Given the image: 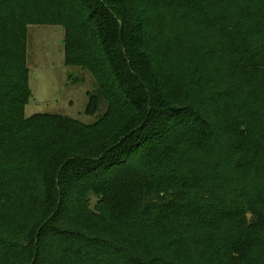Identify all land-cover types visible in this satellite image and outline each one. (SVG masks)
Segmentation results:
<instances>
[{
    "label": "trees",
    "instance_id": "1",
    "mask_svg": "<svg viewBox=\"0 0 264 264\" xmlns=\"http://www.w3.org/2000/svg\"><path fill=\"white\" fill-rule=\"evenodd\" d=\"M25 1L17 0V10L8 19L4 16L8 15L9 0H0V147L17 142V149L22 150L27 145L35 161L29 167L34 175L29 174L37 179V187L41 179L42 184L31 194L39 208L25 226L26 242L18 244L0 232V264H41V248L49 246L44 236H53L61 244L74 238L91 242L87 233L65 228L62 215L73 200L89 203V193L102 197L113 216H124L146 186L143 173L134 170L136 153L147 155L151 142L161 143L169 122L175 121L170 126L178 128L181 138L198 143L208 139L212 125L196 109L201 101L178 90L179 82L168 65L170 54L180 44L183 22L209 21L207 29L221 37L213 41L214 49L222 42L223 54L237 70L257 68L254 59L264 61V0ZM207 5L216 8L212 7V15L207 16ZM224 10L229 13L223 16ZM28 23L64 27L65 64L87 70L95 80L86 114L94 115L102 102L106 104L94 123L85 125L61 115L23 117L30 97L24 32ZM196 47L194 51L189 45L190 61L192 51L195 59L200 50ZM231 126V132L244 140L252 128L240 115L232 117ZM251 153L248 163L239 160L236 166L248 167L256 158ZM17 160L18 164L9 166L0 162V187L5 177L12 185L20 173L29 175L22 173L29 171L27 162L22 165L19 157ZM117 169L124 173L113 176L120 171ZM171 205L164 206L162 214H171ZM246 213L252 216L251 229L233 242L229 264L243 261L253 235L264 226V203L252 201L243 206L239 213L242 221ZM62 249L79 252L80 247L67 243Z\"/></svg>",
    "mask_w": 264,
    "mask_h": 264
},
{
    "label": "rangeland",
    "instance_id": "2",
    "mask_svg": "<svg viewBox=\"0 0 264 264\" xmlns=\"http://www.w3.org/2000/svg\"><path fill=\"white\" fill-rule=\"evenodd\" d=\"M16 2L9 0L5 18H12ZM212 7L206 6L207 16L214 13ZM228 13L224 10L223 16ZM196 21L180 26V44L170 54L168 65L179 82L178 90L201 101L196 109L212 125L208 139L198 143L181 138L178 128L170 126L175 121L169 122L161 143L151 142L147 155L136 153L134 170L143 173L146 186L128 212L113 216L103 198L97 199L93 193L88 194L89 203L73 200L62 214L65 228L87 233L91 242L74 238L61 244L53 236H44L49 246L41 248V264H229L233 242L251 229L252 216L246 213L242 221L241 208L252 201L264 203V61L254 59L259 66L248 71L235 69L223 54L222 42L214 49L213 41L221 37L207 29L211 23ZM24 32L30 97L23 117L61 115L85 125L94 123L106 104L102 102L94 115L86 114L95 80L87 70L65 64L64 27L28 23ZM189 45L200 49L195 59L192 51L191 61ZM236 115L247 118L252 126L245 140L231 132V119ZM16 143L0 147L1 165L18 164L15 159L19 157L29 169L22 173L34 175L29 168L35 163L29 148L24 145L18 150ZM251 151L256 155L254 161L248 167H237L239 160L248 163ZM119 173L124 172L112 175ZM32 175L20 173L12 185L5 177L0 187V232L18 244L26 242L25 226L39 208L31 194L41 188L42 179L37 187ZM257 187L261 190H255ZM167 204L175 208L164 215ZM166 216L169 218L164 219ZM67 243L72 248L78 245L79 252L63 250ZM240 264H264V226L253 235L252 246Z\"/></svg>",
    "mask_w": 264,
    "mask_h": 264
}]
</instances>
